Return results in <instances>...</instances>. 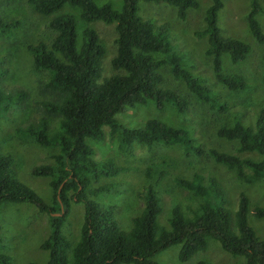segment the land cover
I'll list each match as a JSON object with an SVG mask.
<instances>
[{
	"label": "trees",
	"instance_id": "obj_1",
	"mask_svg": "<svg viewBox=\"0 0 264 264\" xmlns=\"http://www.w3.org/2000/svg\"><path fill=\"white\" fill-rule=\"evenodd\" d=\"M139 2L171 5L177 9L181 20L190 9L199 8L198 0H122L120 10L110 4L98 5L94 0H28V5L44 17L69 6L79 10V17L86 24L114 23L116 54L111 67L115 73L100 81L105 48L93 27L88 25L82 30L81 45H78L75 16L61 14L49 21L50 42L40 41L27 47L34 69L49 73L48 80L40 86V93L45 97L38 102L41 117L37 123L24 126L21 132L42 147L58 150L52 156V164L37 166L32 171L36 177L51 179V202L46 204L32 189L19 182L12 169V158L0 151V206L30 203L48 216L50 232L40 246L48 252L45 264H159L153 258L174 245L181 248L179 262L173 264H185L207 249L209 239L218 241L223 251L244 258L243 262L234 264H264V241L256 236L247 220L248 196L238 194L237 209L232 215L225 206L228 195L213 176L195 173L191 179H175L179 188L201 201L187 209L175 203L165 226L158 222L162 199L152 184L138 192L143 208L132 218L129 230H124L117 221L116 205L103 206L89 199L112 187L95 188L94 183L128 169L113 160H94L95 150L89 141L103 142L105 127L109 136L116 138L117 148L124 155L132 154L134 146L150 149L154 145L180 146L187 157L203 155L190 129L155 119L137 127H126L116 118L149 102L158 110L173 105L180 114H186L189 101L164 87L161 68H168L198 102L220 112L230 108L218 91L186 68L184 56L173 45L167 30L142 19ZM222 8V0H212L205 11L204 28L195 35L207 40L205 55L212 59L215 80L229 92L238 94L249 85L240 74H225L221 57L228 55L230 61L237 64L246 60L251 47L244 41L221 35L218 13ZM260 14H264V5L260 0H250L248 29L263 47L264 62V33L257 19ZM20 26L19 19L5 20L0 14V34L10 37ZM25 98L24 91H6L0 80V111L6 110L5 105L10 102L16 105ZM243 115L241 111H234L230 124L220 126L217 136L236 141L237 151L251 156L241 158L213 148L208 154L215 163L233 171L240 182H264V107L249 121H245ZM72 203L84 205L83 222L74 245L62 234ZM252 213L256 219L264 221V207L254 206ZM0 264H11L10 257L0 254Z\"/></svg>",
	"mask_w": 264,
	"mask_h": 264
},
{
	"label": "rangeland",
	"instance_id": "obj_2",
	"mask_svg": "<svg viewBox=\"0 0 264 264\" xmlns=\"http://www.w3.org/2000/svg\"><path fill=\"white\" fill-rule=\"evenodd\" d=\"M94 1L98 5L110 4L115 10H120L122 7V0ZM198 2L199 8L190 9L184 20L178 18L175 7L165 3L139 2V15L155 26H162L167 30L173 45L184 56L186 68L210 88L218 91L221 97L229 102L230 108L220 112L198 102L184 83L170 74L168 68H161L159 72L164 78V87L176 91L189 101L186 114H180L173 105H166L163 110H158L152 102H149L125 114H118L116 118L126 127H137L146 120L155 119L172 126L190 129L202 147L203 155L187 157L177 145H154L150 149L145 146H134L132 154L124 155L117 148L116 138L110 137L108 128L105 127L103 142L89 141L95 150L94 160H113L116 165L126 166L128 169L118 176L103 177L94 183L95 188L101 185L112 187L108 192L89 199L103 206L116 205L117 221L124 230H129L132 218L143 208V201L138 192L152 184L162 199V212L158 222L165 226L175 203L187 209L194 208L201 201L200 198L179 188L175 179H191L195 173L205 177L213 176L222 184L228 195L225 206L232 215L237 209L238 194L242 192L248 196L250 202L248 224L256 236L264 241V221L256 219L252 213L254 206L264 207V182L242 183L233 171L215 163L208 154V150L213 148L241 158L251 156L238 152L236 141H227L218 137L217 130L223 124H230L234 111L243 112L244 120L249 121L264 107L263 47L254 40L248 29L247 15L250 0H222L223 8L218 13L221 35L244 41L251 47L246 60L237 64H233L228 55L221 57L223 72L240 74L249 85L248 89L238 94L229 92L214 78L212 59L205 55L208 47L206 38L195 35V32L204 28L205 11L212 0H198ZM260 3L264 5V0H260ZM0 14L5 20L21 21L20 28L15 30L12 36L0 34V73L5 71L0 77L1 85L8 92L21 90L27 94V98L19 101L18 104L10 102L5 105L6 110L0 111V151L12 158V169L16 179L32 189L46 204H50L51 179L36 177L32 171L37 166L52 164V156L58 150L54 147H42L21 132L26 128L24 126L39 121L41 115L38 102L45 98L40 93V86L49 77L48 72L34 69L33 58L27 47L40 41L49 43L52 38V33L48 30L49 21L56 15L71 14L77 20L78 45H81L82 30L88 25L96 30L104 45L105 56L102 59L100 79L102 81L115 73L111 67V60L116 54L115 24L103 22L86 24L79 17V10L69 6H65L55 15L44 17L28 5V0H0ZM257 19L264 33V14L258 15ZM54 121L56 119L53 123ZM83 216V203H72L62 228V234L72 245L79 238ZM49 232L48 216L39 212L32 204L3 203L0 206V254L8 255L11 264H45L49 258L48 252L42 250L40 246ZM180 248L181 245L171 246L157 254L153 260L159 264L178 263ZM199 261L208 264H234L243 262L244 258L223 251L218 241L209 239L207 249L198 252L185 264Z\"/></svg>",
	"mask_w": 264,
	"mask_h": 264
}]
</instances>
